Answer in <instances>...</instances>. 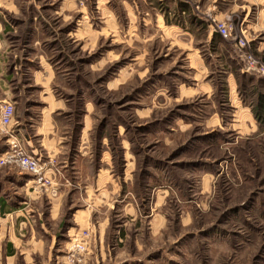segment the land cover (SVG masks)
I'll return each instance as SVG.
<instances>
[{
    "label": "rangeland",
    "instance_id": "374dc122",
    "mask_svg": "<svg viewBox=\"0 0 264 264\" xmlns=\"http://www.w3.org/2000/svg\"><path fill=\"white\" fill-rule=\"evenodd\" d=\"M8 1L0 35L16 50L43 43L72 128L87 116L114 181L102 199L73 203L90 217L60 233L61 264H264V115L234 109L225 75L258 110L264 0ZM220 25L231 37L213 46Z\"/></svg>",
    "mask_w": 264,
    "mask_h": 264
},
{
    "label": "crops",
    "instance_id": "0c3cea01",
    "mask_svg": "<svg viewBox=\"0 0 264 264\" xmlns=\"http://www.w3.org/2000/svg\"><path fill=\"white\" fill-rule=\"evenodd\" d=\"M8 2L18 10L13 0ZM28 4L35 12L33 22L37 16L41 19L38 7ZM63 5L61 2L59 8ZM262 19L260 29L264 31V16ZM33 22L28 20L31 26ZM32 41L33 49H25V39L24 48L16 50L0 35V104L8 102L15 108L11 124L5 130L0 126V153L11 134L27 153L47 163L45 176L53 183L55 194L35 187L27 174L0 167V264H61L62 255L53 253L64 246L61 237L70 236L90 217L87 208H73V203L102 199L106 186L114 183L106 162L104 138L99 141L97 137L99 151H95L91 131L85 127L86 115L72 128L68 100L55 93L56 73L43 52V43ZM207 41L214 46L221 40L211 31ZM198 60L203 64L201 56ZM225 75L229 88L233 86L234 109L254 121L264 115L263 95H257L258 110L252 111L244 98L246 87L241 78L237 80L227 69ZM239 76L248 78L243 71ZM258 80L264 81V77ZM65 206L70 212L68 220L62 218Z\"/></svg>",
    "mask_w": 264,
    "mask_h": 264
},
{
    "label": "built area",
    "instance_id": "2783aa9c",
    "mask_svg": "<svg viewBox=\"0 0 264 264\" xmlns=\"http://www.w3.org/2000/svg\"><path fill=\"white\" fill-rule=\"evenodd\" d=\"M214 32L224 39L231 37L230 30L224 25L215 26ZM241 47H244V45L242 44ZM13 117L14 105L8 102L0 104V126L2 130H5L11 124ZM2 166L17 167L22 173L32 177L35 187L44 191L49 190L52 195L55 194L53 183L45 176L47 163L27 153L21 143L11 134L8 135L5 148L0 153V167ZM72 244L74 251L84 250L83 244L79 243L78 240H74Z\"/></svg>",
    "mask_w": 264,
    "mask_h": 264
}]
</instances>
